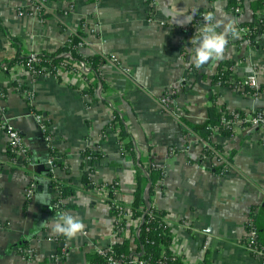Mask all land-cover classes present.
<instances>
[{
    "label": "crops",
    "instance_id": "1",
    "mask_svg": "<svg viewBox=\"0 0 264 264\" xmlns=\"http://www.w3.org/2000/svg\"><path fill=\"white\" fill-rule=\"evenodd\" d=\"M227 1L48 0L46 9L32 18L19 12L26 0H0V86L7 92L3 110L9 123L21 131L37 164L35 170L13 166L0 132V264H25L22 251L27 247L35 250L30 264H89L88 254L96 255L95 247L109 236L110 211L96 190L98 184L115 180L129 201L133 166L142 160L164 174L163 189L154 196L158 209L170 214L172 223L181 217L190 224V228L175 227L187 260L261 264L242 243L248 216L264 242L261 129L243 124L230 136L212 139L228 161L226 169L214 156L202 157V146L190 133L207 120L212 99L217 112L247 115L261 105L244 82L254 66L264 67V43L233 39L223 58L199 69L189 59L186 29L199 14L212 11L222 21L230 18L239 24L251 21L261 10L250 8L254 0H243L242 11L235 14ZM80 28L86 41L78 49L81 55L106 57L99 75L90 70L80 81L71 63L59 66L55 74L34 77L26 84L32 93V102L26 104L25 96L17 92V78L11 76L19 62L8 69L5 63L17 54L54 53ZM220 61L230 62L227 76L233 85L213 83ZM259 81L263 83L262 78ZM168 90L174 92V104L164 110L159 99ZM29 111L42 116L45 133L27 115ZM113 112L126 133L122 140L133 146L134 159L117 149L120 129L117 124V135L111 127ZM96 146L102 157L86 161L83 155ZM49 150L57 155L53 170L57 182L76 188L65 202L71 207L59 213L70 212L85 224L84 232L71 240L50 227L57 217L47 208L53 197L44 178ZM39 165L44 169L38 171ZM85 173H90L92 186H84ZM31 178L41 189L36 188L34 197L25 202L24 188ZM45 210L47 218L42 217ZM51 235L58 242H52ZM63 246L66 251L61 254Z\"/></svg>",
    "mask_w": 264,
    "mask_h": 264
},
{
    "label": "built area",
    "instance_id": "2",
    "mask_svg": "<svg viewBox=\"0 0 264 264\" xmlns=\"http://www.w3.org/2000/svg\"><path fill=\"white\" fill-rule=\"evenodd\" d=\"M29 2L33 4L36 15L42 13L43 10L46 9V6L48 4V0H29ZM149 7H151L150 3L148 5V9ZM232 11L235 14H240V12L242 11V6H235L234 8H232ZM205 13L207 12L199 14L187 27L186 32L190 40L195 34L197 28L202 25V17ZM263 18L264 7H262L261 10L257 12V15H255V17L251 21H249L251 22V24H238V27L242 30V35L240 39L248 42L249 44L251 42L264 43ZM68 40L69 39H66V41ZM232 40L233 38L229 37V43ZM85 44L86 41L83 37L81 39V42L78 43V49L84 47ZM191 47L192 46L190 45L188 49H190ZM64 57L65 61L60 65L61 67L67 66L69 65V63H71V61H67V59L72 60L69 53L64 54ZM109 59L115 61L114 58ZM37 60L38 59L36 58V55L29 54L26 62H19L17 64H14L12 68V76H14V78H20L21 76L25 75L32 79L43 74L52 75V72L49 69H45L43 71L35 69L33 63L37 62ZM77 62L80 63L81 67L83 68V71H90L89 65L83 60ZM193 68H195L194 65ZM226 78L228 79V76H226ZM260 78L263 79V83L259 81ZM244 83L248 87L250 95L253 96L254 99L261 100V105L253 107L251 109V112H248L247 115L242 114L239 111L232 110L230 112H226L222 109H219L218 113L221 115L219 126L232 131H234L238 126H242L243 124L253 127L257 126L259 129H261V137L264 141V67L262 68L254 66L251 70V73L246 77ZM22 93L26 98L25 103L30 105V103L32 102V93H30V90L26 88L22 90ZM173 93V91L168 90L161 94L159 102L160 106L164 110H168L169 106L172 107V105L174 104ZM6 95L7 92H4L2 87L0 86V132H3L5 135V145L9 154V158L11 159V162L15 167L19 168L24 166H30L32 167V169L35 170L37 164L33 162L30 153H28L26 143L21 131L9 123V119L6 116V111L3 110V102L5 100ZM27 115L36 122L38 129L41 132L45 133V131L47 130V126H45L42 116L36 111H29L27 112ZM114 118L115 117L112 116L111 127H113V129L115 130V134L118 135V122L114 120ZM219 126L217 125L208 127L211 132V139L218 136ZM190 133L194 135V137L200 142L202 148L206 146L208 149H210V151L212 152V156H214L219 161V163H221L224 169L227 168L228 161L220 155L218 150L210 147L204 139L199 138L193 131ZM45 138L48 144L50 138L47 135H45ZM124 143L125 141L121 139V141L119 142L117 138V149H119V152L124 146ZM93 152L101 154L100 147L97 146L96 150H93ZM125 154H129V152H126ZM202 157L206 158L211 156L203 154ZM56 158L57 155L55 153H49L46 163L47 171H45L44 173V178L45 180H47L51 190L53 191V197L51 198L50 204L47 208H53L55 217H57V213L60 212L62 204L68 200V198L64 200L59 199L58 201L54 202V198L58 195L56 184L57 180L53 173ZM84 158L88 162L92 161L91 155H85ZM151 165L153 164L149 163V161L144 160L138 163V166L142 172V176L140 178L141 183H144L146 185L149 183L148 175L149 168L151 167ZM163 181L164 176L162 179L156 181L153 187V196L151 201L148 202V205H145V207L139 205L135 208L132 205L133 191L129 193V195H131L128 201L126 200L127 198H125L126 196H124L123 190H121L122 188L118 187L117 182L114 183V185L111 184L112 182L98 184V188L96 190L99 191V194L102 195V198L104 201H106L110 211V224L108 229L109 236L105 244H103L102 246L95 247L96 255L100 257V260L89 262V264H149L150 261H153L152 264H205L203 259L189 261L185 258V247L183 243L177 241L176 238L178 237V234L175 230V227L179 225L183 229L190 228V224L189 222H187V220H184L181 217H177L179 219L177 223H172L170 214L168 213H165L162 216L161 222L169 228L170 242L168 243V245H160V251L157 257L150 254L146 258H142L141 256L144 254L143 249L138 252H134L133 244L130 245V251L128 253L120 252L117 250L116 244L122 242L123 239H127L130 242L133 241L134 237L136 236V234H138V231L140 230L139 224L141 221H143L145 215L150 218L152 216L153 210H160L157 207V203L155 201L156 197L154 198V196H157L161 193L163 189ZM133 185L134 190L136 187V179L134 180ZM36 188L37 179L31 178L29 181H27L24 188L23 196L25 202H29L34 197L36 193ZM109 193H111L112 195L110 196ZM244 225L245 231L242 238V243L244 247L250 254L256 257L261 262V264H264V242L260 230L255 225V222L250 216L246 218ZM48 237L52 242H58L57 236L51 235ZM65 251L66 247L63 246L61 248V254H64ZM34 254L35 250L31 247L23 249V262L25 264H30ZM59 257L60 256H56L55 258L58 259Z\"/></svg>",
    "mask_w": 264,
    "mask_h": 264
},
{
    "label": "trees",
    "instance_id": "3",
    "mask_svg": "<svg viewBox=\"0 0 264 264\" xmlns=\"http://www.w3.org/2000/svg\"><path fill=\"white\" fill-rule=\"evenodd\" d=\"M93 1V0H91ZM242 6L243 0H228L227 6L229 9L234 8L235 6ZM264 7V0H254L250 4V8L253 11H256L258 9H261ZM251 24L249 21H245L242 23H239V25L244 24ZM263 26H264V18H263ZM85 36V33L80 28L75 33H72L69 36V40L66 41L61 47L57 49L54 53H41L37 54L36 58L38 59L37 62L33 63L34 68L43 71L45 69H49L53 74L56 73L57 68L64 63L65 57L64 54L69 53L70 57L74 61H80L83 60L85 63H87L90 67V70L96 75H99V67L106 62V57L101 56L100 54H94L92 56L83 57L81 53L78 51V43L81 42V39ZM253 44V42H251ZM28 56H20V54H17L12 60L5 63V68L8 69L9 66H11L15 62H26ZM230 62L228 61H220L218 62L216 66V74L214 75L212 81L213 83H220L223 85H233L228 82V79L226 78L228 72H229ZM4 92L5 89L2 88ZM113 116L115 117L114 120H116L119 124L120 129V137L118 138V141L120 142L122 138H124V135H126L124 127L122 123L120 122L118 115L116 112H113ZM221 115L216 111L215 104L212 99V104L208 108V118L207 120L199 126H194L192 128L193 132L199 137L204 139L208 145L216 150H219L220 146L214 142H212V139L210 138L211 132L208 129V127L211 126H219ZM218 136H230L233 134L232 130L218 127ZM126 152H129L132 156V159H134L135 154L133 151V146L130 142L125 143L122 149L120 150V154L124 155ZM50 154H53L52 150H49ZM202 153L204 155L212 156V152L210 149H208L206 146L202 148ZM84 155H91V160H96L100 157H102L98 153H94L92 150H87ZM134 169H135V179H136V187L133 190V199H132V205L133 207H138L139 205H142L145 207V200L148 196V202L151 201L153 196V187L157 180H160L163 178V172L160 168L156 167L154 164L151 165L149 168V175H148V182L150 183L149 190L146 193L145 185L141 183V176L142 172L138 165L134 163ZM89 172L91 173V167L89 168ZM222 170L221 168H219ZM219 169H216V171H219ZM90 173H85L82 176V182L85 187H88L89 185L92 186L93 182L90 178ZM116 181H112L111 184L114 185ZM57 190L58 195L54 198V202L58 201L59 199L64 200L67 198H70L75 195L76 188L71 184L66 183H60L57 182ZM111 196L112 194L109 193ZM62 208H70L71 205L67 203H63ZM49 212H52L54 214L53 208L51 209L49 207ZM165 214L164 211L161 210H153L152 216L149 218L147 215L144 216L143 221L140 222L139 227L140 230L138 231V234L134 237L133 241L130 242L127 239H123L122 242L116 244V248L120 252L128 253L130 251L129 247L131 244L134 246V252H138L141 249H143L144 254L141 256L142 258L148 257L150 254L153 256H158L160 251V245H168L170 242V234H169V228L164 225V223L161 222L162 216ZM148 228V230H147ZM88 258L91 262L99 261L100 257L93 254H88ZM153 261H150L149 264H152ZM205 263H207V259L205 258Z\"/></svg>",
    "mask_w": 264,
    "mask_h": 264
},
{
    "label": "clouds",
    "instance_id": "4",
    "mask_svg": "<svg viewBox=\"0 0 264 264\" xmlns=\"http://www.w3.org/2000/svg\"><path fill=\"white\" fill-rule=\"evenodd\" d=\"M203 23L197 28L190 40L189 59L197 68L218 61L225 55L229 44V37L238 39L242 30L238 21L234 19L221 20L216 13L209 11L203 15ZM190 22V20H186ZM45 203L44 200H40ZM56 234L63 235L71 240L82 234L85 230L83 220L70 212H61L50 226Z\"/></svg>",
    "mask_w": 264,
    "mask_h": 264
},
{
    "label": "rangeland",
    "instance_id": "5",
    "mask_svg": "<svg viewBox=\"0 0 264 264\" xmlns=\"http://www.w3.org/2000/svg\"><path fill=\"white\" fill-rule=\"evenodd\" d=\"M21 8H23V9H21ZM19 7V12H21V14L22 13H25L26 15H28V16H31L32 18H34V17H36V16H38V14L36 15L35 14V9H34V7H33V4H31L30 2H29V0H26V2H25V4L22 6V7ZM38 20V19H37ZM66 40V39H65ZM67 61H71V65L72 66H74V68H75V70L78 72V73H80V77H81V79H80V81L82 80V77H84V76H86V75H88L89 74V72H85V71H83V68L81 67V65H80V63H78V62H75V61H73V60H69V59H67ZM70 64V63H69ZM12 76V75H11ZM13 78H14V76H12ZM31 78H29V77H27V76H23V77H20V78H17L16 79V82H17V87H16V89H17V92H19L20 93V95H21V97H24V95H23V93H22V90L23 89H25V88H27V85L26 84H30L31 83ZM72 82H74V80L72 81ZM76 82V81H75ZM80 86H81V83L79 84ZM96 86H94L95 87V89L97 88L98 89V87H97V84H95ZM30 90V89H29ZM30 93H31V90H30ZM87 98H89V96L87 97ZM13 126V125H12ZM15 127V126H14ZM27 147V146H26ZM97 147V146H96ZM28 150V149H27ZM94 150H96V149H94ZM93 151V150H92ZM28 153H29V151H28ZM83 156H85V155H83Z\"/></svg>",
    "mask_w": 264,
    "mask_h": 264
},
{
    "label": "water",
    "instance_id": "6",
    "mask_svg": "<svg viewBox=\"0 0 264 264\" xmlns=\"http://www.w3.org/2000/svg\"><path fill=\"white\" fill-rule=\"evenodd\" d=\"M43 169H44V166H43V165H39V166H38V171H41V170H43ZM149 187H150V183L147 184V187H146V193H147V191L149 190ZM40 189H41V186L38 185V186H37V190H40ZM145 205H148V196L146 197ZM42 217H43V218H47V217H48V210H45V211L43 212Z\"/></svg>",
    "mask_w": 264,
    "mask_h": 264
},
{
    "label": "bare ground",
    "instance_id": "7",
    "mask_svg": "<svg viewBox=\"0 0 264 264\" xmlns=\"http://www.w3.org/2000/svg\"><path fill=\"white\" fill-rule=\"evenodd\" d=\"M47 157V156H46ZM33 158H35V157H33ZM38 160V159H37ZM46 163V162H45Z\"/></svg>",
    "mask_w": 264,
    "mask_h": 264
}]
</instances>
